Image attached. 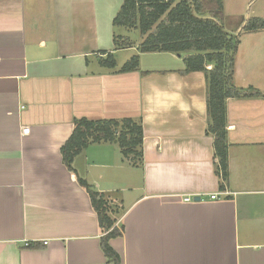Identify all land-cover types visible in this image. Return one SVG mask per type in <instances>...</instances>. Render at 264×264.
Listing matches in <instances>:
<instances>
[{"label":"crops","instance_id":"obj_1","mask_svg":"<svg viewBox=\"0 0 264 264\" xmlns=\"http://www.w3.org/2000/svg\"><path fill=\"white\" fill-rule=\"evenodd\" d=\"M224 2L237 17L229 5L256 6L227 28L238 35L235 85L262 94L227 101L228 193L213 200L224 189L204 72L183 73L185 55L169 52L166 67L103 66L123 37L119 0H0V264H112L78 176L113 207L122 264H264V29H244L264 0ZM82 117L141 119L142 165L101 142L70 171L61 147Z\"/></svg>","mask_w":264,"mask_h":264},{"label":"trees","instance_id":"obj_2","mask_svg":"<svg viewBox=\"0 0 264 264\" xmlns=\"http://www.w3.org/2000/svg\"><path fill=\"white\" fill-rule=\"evenodd\" d=\"M238 18L236 29H239L244 21L241 16L226 14L224 0H125L113 20L115 26L140 30L143 36L139 46L141 52L184 54L186 68L183 73L202 71L206 74L207 132L214 137L215 170L221 180L222 189L225 188L230 175L227 101L230 98L262 94L253 87L243 89L234 83L238 38L226 24ZM244 29H264V17H252L246 22ZM139 63L140 56L136 54L119 68V72L138 70ZM101 64L108 68H117L113 53H108L101 60ZM143 140L144 127L141 119L75 118L74 130L62 145L61 154L67 168L75 172V158L90 144L116 143L132 164L141 166ZM78 181L87 189L98 214L104 233L101 246L108 261L112 264H122L120 254L110 243L111 239L123 234L122 229L116 226V218L112 216L113 207L105 195L95 190L86 180L78 176Z\"/></svg>","mask_w":264,"mask_h":264},{"label":"rangeland","instance_id":"obj_3","mask_svg":"<svg viewBox=\"0 0 264 264\" xmlns=\"http://www.w3.org/2000/svg\"><path fill=\"white\" fill-rule=\"evenodd\" d=\"M122 2L123 0H119V7L121 6ZM252 6L253 5L248 6L246 3L242 2L237 5L235 4L229 5L228 11L241 13L238 15L246 17L248 13H251L253 10L256 9V6L253 9H250V7ZM228 24L229 22L226 25L229 26ZM114 27L116 29L117 34L123 35V37L115 36L116 37L115 47L116 49L119 48V51L117 52L116 55H114L117 60L118 66L122 67V65L126 63L131 57L138 54V47L141 45L143 41V36L140 30L136 28H130V27H125V26H115V25ZM237 38H238V35H237ZM167 53L168 52H162V53L141 52L139 50V54L141 55L139 69L140 68L142 69L151 68L152 69L153 67H166V65L164 64V61H165V58H168L167 56H169ZM112 172L110 173V175L112 174ZM117 172H118L117 173L118 176H120L119 174L120 172L123 174L122 170L120 172L119 171ZM120 209L122 210L121 207Z\"/></svg>","mask_w":264,"mask_h":264},{"label":"built area","instance_id":"obj_4","mask_svg":"<svg viewBox=\"0 0 264 264\" xmlns=\"http://www.w3.org/2000/svg\"><path fill=\"white\" fill-rule=\"evenodd\" d=\"M30 131V129L29 128H24V132L25 133H27V132H29ZM227 193L228 192H226V190L224 189L222 192H215V193H212L211 195H210V197H211V199H220L221 198V196L220 195H227ZM195 198H196V196L195 195H190V194H187V195H184V196H182V200L184 201V202H193V201H195ZM48 242H49V240H43V243L44 244H48ZM32 243H34V242H26V245H31Z\"/></svg>","mask_w":264,"mask_h":264},{"label":"water","instance_id":"obj_5","mask_svg":"<svg viewBox=\"0 0 264 264\" xmlns=\"http://www.w3.org/2000/svg\"><path fill=\"white\" fill-rule=\"evenodd\" d=\"M200 198L199 197H196L195 200H199Z\"/></svg>","mask_w":264,"mask_h":264}]
</instances>
